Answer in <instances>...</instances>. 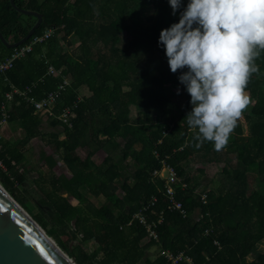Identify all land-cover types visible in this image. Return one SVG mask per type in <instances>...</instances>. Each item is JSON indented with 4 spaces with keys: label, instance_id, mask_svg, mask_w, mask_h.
Instances as JSON below:
<instances>
[{
    "label": "trees",
    "instance_id": "trees-1",
    "mask_svg": "<svg viewBox=\"0 0 264 264\" xmlns=\"http://www.w3.org/2000/svg\"><path fill=\"white\" fill-rule=\"evenodd\" d=\"M13 1L42 14L32 36L48 29L52 33L0 75V107L13 88L29 86V94L40 99L64 75L68 84L53 110L58 113L68 105L73 111L70 126L47 117L49 125L61 126L64 137L44 138L43 117L30 103L17 94L6 102V122L16 121L19 132L12 129L13 138L0 135V162L6 168L0 166V183L46 233L77 264H163L165 259L157 251L149 253L158 244L146 237L136 219L131 220L140 207L149 205L146 217L160 219L157 232L162 248L183 251L194 264H264V98L261 105L253 103L244 110L246 131L240 118L222 150H214L210 142L197 146L196 130L184 120L189 96L178 84L177 74L168 70L156 43L159 30L177 19L169 14L167 0ZM35 21V16L17 11L10 0H0V31L8 42L22 38ZM70 38L77 44L67 51ZM13 51L0 41V61ZM255 64L258 72L246 88L250 103L259 99L264 85V50ZM49 65L59 74H48ZM174 87H181L182 104L173 97ZM35 137L53 143L75 181L39 170L30 173L26 146ZM97 149L105 151L99 163L91 159ZM193 161L230 167L221 171L226 184L204 185L205 203L196 190L198 179L190 172L188 163ZM163 163L176 173L178 180L171 186L185 215L169 206L165 177L153 174ZM249 174L259 182L251 191ZM113 182H118V191L109 187ZM23 183L33 184L39 197L32 198ZM86 193L103 200L92 208ZM65 232L76 240L74 245L61 240ZM88 240L93 246L86 248Z\"/></svg>",
    "mask_w": 264,
    "mask_h": 264
},
{
    "label": "clouds",
    "instance_id": "clouds-1",
    "mask_svg": "<svg viewBox=\"0 0 264 264\" xmlns=\"http://www.w3.org/2000/svg\"><path fill=\"white\" fill-rule=\"evenodd\" d=\"M177 19L159 30L168 70L188 94L184 120L197 146L222 150L251 100L249 79L264 50V0H167ZM181 94L177 87L176 95Z\"/></svg>",
    "mask_w": 264,
    "mask_h": 264
},
{
    "label": "rangeland",
    "instance_id": "rangeland-1",
    "mask_svg": "<svg viewBox=\"0 0 264 264\" xmlns=\"http://www.w3.org/2000/svg\"><path fill=\"white\" fill-rule=\"evenodd\" d=\"M186 2V0H184ZM72 40L71 44L69 46H65L67 51H72L77 42L75 38H70ZM176 89L177 87L173 88V97L178 100L179 104H182L184 102V94L176 95ZM183 91V90H182ZM83 94H88L86 90L81 91ZM259 99L256 101H253L249 105L251 106L253 103H256L258 105H261L263 102L264 98V85L260 89L259 92ZM249 109V106H248ZM131 116H135V109L134 107L132 108V113ZM243 114L241 116L242 119V126L245 127V123L243 121ZM17 122H8L7 129L5 128L4 131L0 132V135L2 137H8V138H13L16 133L19 132V127L16 126ZM1 128V127H0ZM15 129L16 133L12 130ZM41 131L43 132L44 138L46 137H56L58 139H61V137H64V134L61 131V126H51L47 123V120L43 119V122L41 124ZM44 138L41 137H35L26 146V166L30 167V173L32 175H36V170H39L40 172L44 174H54L58 177L60 180H72L75 181V178L71 174V172L68 170L66 167L65 163L59 158V153L58 151L54 148L53 143H49L47 141H44ZM81 155H84V151H79ZM44 154V156H41ZM105 155V151L103 149H97L95 150V153L91 156V159L95 163H99ZM189 167L191 168V175L196 176L198 179V186L196 187L198 189H204L207 186H204L208 182H215L218 184H226V179L224 177V174L221 172L222 167H226L227 170H230L227 165H224L223 162L221 163H211L207 161H196V162H189L188 163ZM0 166L5 170L6 168L3 166V164L0 162ZM201 168L203 169V173H200L197 169ZM124 174H128V171H125ZM248 190L251 191L252 189L258 188L259 187V182L257 180V176L255 174H249L248 176ZM24 187L27 188L28 193L32 196V198H38L39 195L35 190V186L30 183H23ZM109 185V184H108ZM109 187L112 189V191H118L119 185L118 182H113L110 183ZM80 189H83V187H80ZM63 195H66L67 198L72 202V203H77V200L74 199L71 195H69L67 192L63 191ZM103 200L101 196L99 195H94L91 193H86V203L89 204L92 208L98 206L100 201ZM193 205H196V201H193ZM45 230V229H44ZM52 237V236H51ZM53 238V237H52ZM62 241H68L69 245L72 246L76 243V240L72 239L70 237V234L65 232L62 233L60 236ZM54 239V238H53ZM55 240V239H54ZM56 241V240H55ZM144 241V240H143ZM57 243V241H56ZM58 244V243H57ZM93 246V241L88 240L85 243V247L89 248ZM63 249V248H62ZM65 251V250H64ZM156 249L154 247L150 248V254L154 255L156 254ZM66 252V251H65ZM67 253V252H66ZM68 254V253H67ZM70 257L74 258L70 254H68Z\"/></svg>",
    "mask_w": 264,
    "mask_h": 264
},
{
    "label": "water",
    "instance_id": "water-1",
    "mask_svg": "<svg viewBox=\"0 0 264 264\" xmlns=\"http://www.w3.org/2000/svg\"><path fill=\"white\" fill-rule=\"evenodd\" d=\"M19 12L36 17L27 33L15 42H8L0 31V41L7 48L25 43L42 21V14L22 9L10 0ZM0 264H77L44 228L11 196L0 183Z\"/></svg>",
    "mask_w": 264,
    "mask_h": 264
},
{
    "label": "built area",
    "instance_id": "built-area-1",
    "mask_svg": "<svg viewBox=\"0 0 264 264\" xmlns=\"http://www.w3.org/2000/svg\"><path fill=\"white\" fill-rule=\"evenodd\" d=\"M52 33L51 29L44 31L40 35L32 36L30 41L21 46L20 48H14V51L10 54L9 57L0 61V75L12 66L14 59L20 57L25 52H28L32 45L38 42H41L47 39ZM47 73L50 75H57L59 71H56L51 65L48 66ZM68 84L67 78L63 75V80L59 83L53 90L48 91L43 97L40 99H36L34 96H31L29 92L31 91V87L25 86L23 89L13 88L11 91L5 93V102L1 104L0 107V125L6 123L7 118L9 116L6 105L7 101L11 100L14 94L21 96L26 102L30 103L34 111L39 113L43 119L45 120L49 116L56 117L62 123H66L68 126L71 125L69 118L73 115L72 107L71 106H64L60 110V112L56 113L53 110L54 105L56 104L57 100L59 99L62 91L65 89L66 85ZM34 85V83L32 84ZM154 175H160L165 177L166 182V193L169 199V206L172 209L178 210L181 212L182 215H185V211L182 208V204L180 201H177L174 197V191L171 186L172 183L178 180L174 169L166 164L163 163L162 167L158 170L153 171ZM185 185H182L184 188ZM197 192L200 195L201 202H206V192L203 189H198ZM155 198H152L151 201H154ZM149 205H145L140 207L131 217V220L136 219L139 224L142 225L146 232V237L153 240L155 243L158 244L157 253L159 256H162L165 261L163 264H179L180 262H184L185 264H194L192 259L185 254L183 251H179L177 253L171 252L169 249H165L161 247V243L159 240L158 232H157V225L160 222L158 219L156 222L154 220H149L146 217L145 211L148 209ZM130 220V221H131Z\"/></svg>",
    "mask_w": 264,
    "mask_h": 264
},
{
    "label": "crops",
    "instance_id": "crops-1",
    "mask_svg": "<svg viewBox=\"0 0 264 264\" xmlns=\"http://www.w3.org/2000/svg\"><path fill=\"white\" fill-rule=\"evenodd\" d=\"M0 132L1 131H4V129L6 128L7 129V127H8V125H7V122L6 123H4V124H2V125H0Z\"/></svg>",
    "mask_w": 264,
    "mask_h": 264
}]
</instances>
